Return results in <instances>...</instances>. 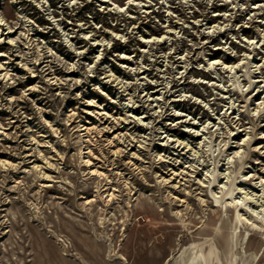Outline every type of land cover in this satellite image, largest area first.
Returning a JSON list of instances; mask_svg holds the SVG:
<instances>
[{
  "label": "rangeland",
  "instance_id": "1",
  "mask_svg": "<svg viewBox=\"0 0 264 264\" xmlns=\"http://www.w3.org/2000/svg\"><path fill=\"white\" fill-rule=\"evenodd\" d=\"M200 248L264 264V0H0V264Z\"/></svg>",
  "mask_w": 264,
  "mask_h": 264
},
{
  "label": "bare ground",
  "instance_id": "2",
  "mask_svg": "<svg viewBox=\"0 0 264 264\" xmlns=\"http://www.w3.org/2000/svg\"><path fill=\"white\" fill-rule=\"evenodd\" d=\"M213 255V253H211ZM212 261L210 260L208 254L204 252L201 248L194 252V255L190 259L189 264H211Z\"/></svg>",
  "mask_w": 264,
  "mask_h": 264
}]
</instances>
